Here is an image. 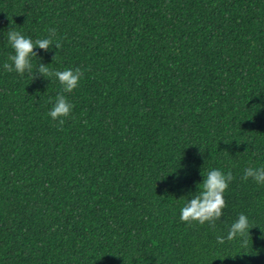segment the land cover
<instances>
[{"label": "trees", "instance_id": "16d2710c", "mask_svg": "<svg viewBox=\"0 0 264 264\" xmlns=\"http://www.w3.org/2000/svg\"><path fill=\"white\" fill-rule=\"evenodd\" d=\"M10 26L62 48L7 72ZM261 166L264 0H0V264H264V184L242 179ZM211 169L234 176L227 207L189 225ZM241 213L247 246L218 244Z\"/></svg>", "mask_w": 264, "mask_h": 264}, {"label": "clouds", "instance_id": "9594fccd", "mask_svg": "<svg viewBox=\"0 0 264 264\" xmlns=\"http://www.w3.org/2000/svg\"><path fill=\"white\" fill-rule=\"evenodd\" d=\"M47 32L49 33L47 38L33 41L10 26L6 33V38L8 44L14 50V54L9 55L8 60L3 64V69L7 72L15 71L21 75L25 72L32 73L33 65L31 60L33 56H38V53L35 51L37 46L45 51L50 50L52 47L58 50L61 49L62 44L59 40H56V29L49 28ZM57 53L53 56V60ZM37 69L39 74L45 78H57L63 86L64 93H71L76 89L83 76V72L79 67L63 71H53L47 65L40 63ZM73 107V104L66 96L60 94L56 97L48 115L53 121L58 122V127H62L65 119L71 116ZM200 150L203 152L201 148ZM202 175L204 176V180L198 184L199 194L189 199L181 208L180 220L189 225L194 222L200 225L207 223L211 228L215 229L216 222L221 219L223 210L227 207L224 193L228 190L234 176L230 170L225 173L220 169H211L206 175L202 171ZM249 178L258 184H264V166L245 168L242 179L247 181ZM249 228L248 217L241 213L238 219L231 224L226 236H216V242L224 244L226 240L230 241L241 237L243 238L244 246H247Z\"/></svg>", "mask_w": 264, "mask_h": 264}]
</instances>
